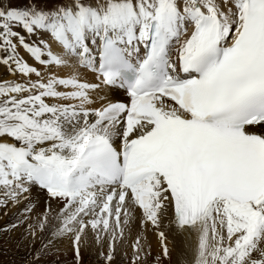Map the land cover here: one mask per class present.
<instances>
[{
    "label": "snow or ice",
    "instance_id": "6c2138e0",
    "mask_svg": "<svg viewBox=\"0 0 264 264\" xmlns=\"http://www.w3.org/2000/svg\"><path fill=\"white\" fill-rule=\"evenodd\" d=\"M0 52L18 77L0 81V208L58 202L24 208L26 235L68 238L76 264L91 236L115 264L138 211L154 264L178 239L177 264H264V0H9Z\"/></svg>",
    "mask_w": 264,
    "mask_h": 264
},
{
    "label": "rangeland",
    "instance_id": "374dc122",
    "mask_svg": "<svg viewBox=\"0 0 264 264\" xmlns=\"http://www.w3.org/2000/svg\"><path fill=\"white\" fill-rule=\"evenodd\" d=\"M28 1L29 0H11V3L14 4V2H22L27 4ZM6 2L7 1H1L4 6H6ZM53 48L54 50L56 49L55 44H53ZM3 66L4 65L0 63V69L2 67L4 69V76H7V74H9L10 72L7 71L8 68H5ZM38 68L41 69L42 67L39 66ZM43 69L44 71L41 72L46 73L47 69L44 67ZM90 74L91 73H89L85 69L80 70L81 78H90L92 76ZM13 207L14 209L12 210ZM33 214L34 213L32 212L31 217ZM22 217V211L19 209L16 210L15 206L13 205H9L5 208H0V264H33L36 252L41 248V245L44 243H48L49 240H55L54 238H51L52 236L50 235V231L48 230L43 233L37 232L36 239L33 240L30 235L25 234L28 221L23 220ZM32 221H35V219H32ZM17 224L19 225L18 227H12L13 225ZM137 235L143 236L141 234L133 235L131 237V242H134ZM155 241L157 242V246L153 245L150 251V255L146 257L147 264H154L155 257L159 253L160 249L157 236L152 235L151 243L153 244ZM126 242H129L128 239ZM55 243L56 241H53L51 246L47 249L46 253L40 257V264H76V257L74 255V250L72 249L73 246L70 245L71 241L68 238H61L56 243V245ZM85 244L88 245L89 243ZM124 247L126 251L122 246L121 248H118L117 246L116 255L114 257L115 264H130L132 248L130 244L127 245V247ZM100 251H103V249H98L94 252L89 250H86V252L85 250L81 251V264H104V260L100 255ZM89 252H91V254Z\"/></svg>",
    "mask_w": 264,
    "mask_h": 264
},
{
    "label": "bare ground",
    "instance_id": "6f19581e",
    "mask_svg": "<svg viewBox=\"0 0 264 264\" xmlns=\"http://www.w3.org/2000/svg\"><path fill=\"white\" fill-rule=\"evenodd\" d=\"M20 51V54H21V56L24 58V59H27V60H29V62L30 63H33V64H35V66H40L39 64H38V62H35V61H33L30 57H29V54L24 50V49H20L19 50ZM3 67H5V66H3ZM40 67H42V66H40ZM6 68V67H5ZM1 72H0V81H8V80H10V79H12V78H15L14 80H16V79H18V77H17V75H15V74H13L12 72H10L9 74H7V76H4V69L1 67ZM41 71H44V69H43V67L40 69ZM6 71V70H5ZM8 71V70H7ZM6 73V72H5ZM90 75H92V74H90ZM32 79H35V76H33L32 77ZM83 79V78H82ZM84 80V79H83ZM106 91H109L110 92V90H106ZM99 95H101V94H99ZM106 96V99L104 100V101H106V100H108L109 98H110V96H109V94H106L105 95ZM98 104V103H97ZM33 207V215H32V217H31V219H35L36 220V218H37V216H40V215H42L43 214V212H45L46 211V209H47V207H49L50 206V208H51V210H52V212H53V214L55 213V210L57 209V207H58V202L57 201H55V200H52V201H48L47 200V198L45 197V196H43L42 194H37V193H33L32 194V196H31V200L30 201H28V202H21V204L20 205H18V206H15V209L17 210V209H19V210H21L22 211V213H23V210H24V208L25 207ZM16 207H18V208H16ZM14 209V207L12 208V210ZM36 216V217H35ZM34 217V218H33ZM168 223H169V221L167 220V219H165V221H164V224L165 225H168ZM130 227H131V229H132V231L130 232V233H126V235H127V239H128V241L129 242H126L127 241V239L125 240V243H124V245L122 246L123 247V249L125 248L124 246H126L127 247V245H131V237L133 236V235H136V234H141V235H143V237H144V240H145V244L146 245H150V249H149V251H151V248L153 247V245H156L157 246V242L155 241L153 244L151 243V239H152V235H154V236H156V233H155V231L152 229V226L151 225H148L147 227H145L141 222H140V219H139V212L137 211L136 212V216H135V218L133 219V222H132V224L130 225ZM51 238H53V237H51ZM55 240H53V241H56V243L61 239V238H54ZM172 240V236L170 235L169 236V241H171ZM56 243H55V245H56ZM85 243H89L88 245H86ZM67 245H69V244H67ZM70 245H72V244H70ZM171 245V246H170ZM169 246L171 247V250H172V261H173V264H177V262L178 261H182V259H183V257L181 256V246H180V240L178 239L177 240V246L176 247H173V245L171 244V243H169ZM72 247V246H71ZM155 247V246H154ZM118 248H121V246L118 244ZM156 248V247H155ZM73 249V248H72ZM98 249H100L101 250V248L97 245V244H95L94 243V241L92 240V237L91 236H89V237H87L86 239H85V242H84V244H83V246H82V248H81V251H83V250H85V252H86V250H89V251H95V250H98ZM71 250V249H70ZM125 250V249H124ZM126 251V250H125ZM92 252V253H93ZM97 252V251H96ZM101 252V251H100ZM90 254H91V252H89ZM86 264V263H85ZM165 264H167V260H165Z\"/></svg>",
    "mask_w": 264,
    "mask_h": 264
}]
</instances>
